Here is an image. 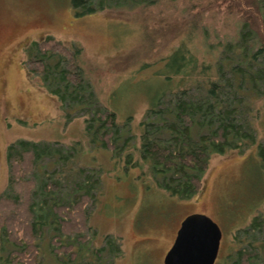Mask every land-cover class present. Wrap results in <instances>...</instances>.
<instances>
[{
  "label": "rangeland",
  "instance_id": "obj_1",
  "mask_svg": "<svg viewBox=\"0 0 264 264\" xmlns=\"http://www.w3.org/2000/svg\"><path fill=\"white\" fill-rule=\"evenodd\" d=\"M189 1L171 5L160 0L145 11L78 17L70 0H0V195L8 184V145L21 140L59 144L62 165L98 174L99 199L87 210L88 237L93 236L95 248L107 238L119 241L122 254L114 264H167L175 231L191 215H203L218 225L222 237L215 264H229L227 258L238 246L234 235L248 227L254 216H264V178L255 149L212 156L202 190L190 200L158 188L134 150L140 146L144 113L164 85L165 76L156 73L163 67L160 59L185 43L200 61L214 62L219 45L236 37L241 21L239 15L229 14L227 6L232 3L244 10L251 0L201 4L194 0L191 13L184 12ZM196 13L203 18L193 31L196 23L187 16ZM47 36L82 49L79 67L97 105L114 112L118 124L128 127L134 137L121 159L113 160L110 151L93 148L84 132V119L76 110H60L58 100L45 92L39 78L29 75L24 66L27 53ZM76 143L81 148L76 149L77 161L67 154ZM127 155L143 168L126 165ZM52 169V181L65 178L62 168Z\"/></svg>",
  "mask_w": 264,
  "mask_h": 264
},
{
  "label": "trees",
  "instance_id": "obj_2",
  "mask_svg": "<svg viewBox=\"0 0 264 264\" xmlns=\"http://www.w3.org/2000/svg\"><path fill=\"white\" fill-rule=\"evenodd\" d=\"M159 1L70 0V6L80 17L145 11ZM163 1L172 5L177 0ZM193 1L184 12L191 13ZM246 4L249 8L244 10L232 3L227 6L229 14L239 15L241 21L236 37L219 45L214 62L200 61L185 43L159 61L163 67L156 73L165 76L164 85L140 123V146L133 147L154 184L181 200L201 192L202 177L214 155L255 149L264 178V0ZM187 17L196 23L191 27L194 31L203 15ZM32 47L24 63L29 75L39 78L45 92L58 100L60 110H76L84 119V132L93 148L110 151L113 160L121 159L134 137L128 127L118 124L114 112L97 105L79 67L82 49L67 47L52 36ZM54 145L21 140L6 149L8 184L0 195V264H114L122 254L119 241L107 238L95 248L93 236L88 237L87 210L99 199L98 174L62 165V147ZM79 146H71L70 160L77 161ZM125 158L131 169L143 168L131 155ZM59 167L67 176L52 181L55 171L50 170ZM233 239L238 246L227 258L229 264H264V216H254Z\"/></svg>",
  "mask_w": 264,
  "mask_h": 264
},
{
  "label": "water",
  "instance_id": "obj_3",
  "mask_svg": "<svg viewBox=\"0 0 264 264\" xmlns=\"http://www.w3.org/2000/svg\"><path fill=\"white\" fill-rule=\"evenodd\" d=\"M195 218H202L205 222H207V226L211 231V234L208 238L207 244L205 247H203L200 250V253H197L194 255L193 258H188L186 254L182 256L183 252L186 250V243L182 245H179L178 250L176 251L175 248H173L170 252L172 254V258L170 260H167V264H214L217 255L219 252V246L221 241V231L220 228L216 223H214L210 218H207L203 215H199L198 217L195 216ZM185 227L183 226L179 231H183ZM186 233H190L189 240H194V236L197 234V230H191L185 229ZM177 244V242H176ZM177 246V245H176Z\"/></svg>",
  "mask_w": 264,
  "mask_h": 264
},
{
  "label": "flooded vegetation",
  "instance_id": "obj_4",
  "mask_svg": "<svg viewBox=\"0 0 264 264\" xmlns=\"http://www.w3.org/2000/svg\"><path fill=\"white\" fill-rule=\"evenodd\" d=\"M195 216L198 217L199 215H191V216L187 217L186 219H183V221H181V223L179 224V227L175 231V234L173 236L172 244L170 246L169 251L172 250L173 248H175V250L177 251L179 245H182L185 242H187L185 244L186 250H185V252H183L182 256H184V254H186L188 256V258H193L195 254L200 253V250L203 247H205V245L207 244L208 238L211 234V231L207 226V222H205L202 218H198V219L195 218L194 219ZM183 226L185 227V229L190 228L191 230H197V234H196V236H194V240H192V241L189 240V236H190V233L192 231L187 234L186 230L184 229L183 231H181V233H179L180 232L179 230ZM176 242H177V244H176ZM219 248H220V246H219ZM217 257H218V255H217Z\"/></svg>",
  "mask_w": 264,
  "mask_h": 264
}]
</instances>
